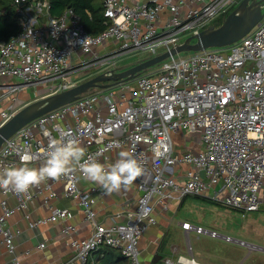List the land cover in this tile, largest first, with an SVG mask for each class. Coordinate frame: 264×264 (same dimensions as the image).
Wrapping results in <instances>:
<instances>
[{"label":"built area","instance_id":"2783aa9c","mask_svg":"<svg viewBox=\"0 0 264 264\" xmlns=\"http://www.w3.org/2000/svg\"><path fill=\"white\" fill-rule=\"evenodd\" d=\"M20 15L19 32L0 43V127L20 108L22 92L32 87L36 99L116 70L127 56L149 58L168 51L209 26L223 21L241 0H103L106 29L90 34L81 16L67 8L51 14L50 0H12ZM264 10V5H263ZM222 23V22H221ZM171 56L157 68L109 89H96L21 128L0 148V171L19 166L30 152V167L41 165L53 140L76 139L86 155L107 164L109 153L131 151L144 173L133 184L139 196L125 221L99 224L95 205L104 190L92 182L89 190L79 171L59 182L51 180L16 194L0 189V236L15 264V234L9 218L27 211L43 196L57 197L55 185L80 206L91 227L87 237L67 223L62 233L73 250L71 264H96L91 255L102 248L120 251L128 264L142 259L140 241L187 196L205 197L230 209L255 212L264 203V16L231 45ZM86 79V80H88ZM82 83V82H81ZM191 145L177 147L175 135ZM38 166V167H39ZM16 199L10 207L7 197ZM50 214L29 221V227L70 220L68 208L49 204ZM28 218V216H27ZM189 237L208 235L247 247L249 254L264 247L189 221L180 223ZM45 244L39 245L44 248ZM172 246L160 264H206L192 253ZM28 253V252H26Z\"/></svg>","mask_w":264,"mask_h":264},{"label":"crops","instance_id":"0c3cea01","mask_svg":"<svg viewBox=\"0 0 264 264\" xmlns=\"http://www.w3.org/2000/svg\"><path fill=\"white\" fill-rule=\"evenodd\" d=\"M26 93L27 91L19 95V98L22 99L25 104L35 99L33 92L31 94ZM0 105L6 107L8 102H1ZM121 151L126 150L122 149ZM119 152L109 153L107 164L114 163L118 158ZM38 166L37 164L34 167ZM91 184L92 182L84 180L80 183V186L84 190H89ZM55 191L57 192V197L52 198L49 203L45 201L43 196H39L31 203L27 211H18L8 220V226L15 234V252L20 259V264H71L70 261L73 257V250L69 245L68 239L62 233L64 226L67 223L74 224L77 228L76 235L79 237H87L91 233L92 229L84 220V215L80 206L74 199L64 196L62 184H56ZM138 196L139 193L134 184H132L129 189L121 190L119 193H112L111 195H105L104 193L103 196L99 197V201L95 205L98 223L108 225L114 222L125 221V213L135 208ZM4 198L6 197L0 191V203ZM7 204L10 207H14L17 201L15 198L9 196L7 197ZM49 204L70 209L74 214L73 218L70 220H58L53 223L30 228L29 221L49 216ZM178 208L179 205L177 204V209ZM171 219L169 212L158 215V224L149 228L144 234L140 241L143 260L152 263L154 258L159 255V245L166 236L165 228L167 227L165 225L171 223ZM42 243L45 244V247L39 248V245ZM90 258L97 262L101 259V256L98 253H93ZM221 262L220 264H231L230 261L226 260ZM254 262H256V260ZM0 264H15L12 260V256L7 252L1 236Z\"/></svg>","mask_w":264,"mask_h":264},{"label":"rangeland","instance_id":"374dc122","mask_svg":"<svg viewBox=\"0 0 264 264\" xmlns=\"http://www.w3.org/2000/svg\"><path fill=\"white\" fill-rule=\"evenodd\" d=\"M190 54V52H186L181 55L187 56ZM148 58L144 53H136L125 57L120 62V66H129ZM156 68H151L147 72ZM86 79H88V76L83 81H86ZM33 90L30 87L27 93L31 94ZM35 100L37 99L35 98L33 101ZM187 138L184 134L179 133L175 135L177 147H189L191 141ZM168 212L172 218V222L165 225L167 228H165L166 236L163 254H170V251L172 252V246H179L180 253L185 255L187 254V246L189 243L195 258L207 264H220L223 260L230 261L231 264H264V253L262 251H254L248 256L249 251L247 247L227 243L208 235L198 236L195 233H191L187 237L180 226L181 222L189 221L205 228L216 230L222 234L264 247V203L258 211L246 212L243 215L240 211L230 209L215 202H210L205 197L187 196L182 206H179L177 209V204H174ZM255 260L256 262H254Z\"/></svg>","mask_w":264,"mask_h":264},{"label":"water","instance_id":"95a60500","mask_svg":"<svg viewBox=\"0 0 264 264\" xmlns=\"http://www.w3.org/2000/svg\"><path fill=\"white\" fill-rule=\"evenodd\" d=\"M263 5L264 0H241L221 24L215 23L209 26L198 35L186 39L183 43L168 51L129 66H119L116 70L96 75L70 89L27 103L0 127V148L5 140L32 121L73 103L96 89H109L122 82L131 81L171 56L186 52L203 51L213 47H224L237 42L263 18ZM160 259L161 255H157L152 263L157 264Z\"/></svg>","mask_w":264,"mask_h":264},{"label":"clouds","instance_id":"9594fccd","mask_svg":"<svg viewBox=\"0 0 264 264\" xmlns=\"http://www.w3.org/2000/svg\"><path fill=\"white\" fill-rule=\"evenodd\" d=\"M34 156L24 152L20 165L0 171V189L26 194L46 181L59 182L79 171L82 178L104 190L105 195L129 189L144 173L143 166L131 151H120L114 163L104 164L86 155V149L74 138L53 140L47 158L39 167H30Z\"/></svg>","mask_w":264,"mask_h":264},{"label":"trees","instance_id":"16d2710c","mask_svg":"<svg viewBox=\"0 0 264 264\" xmlns=\"http://www.w3.org/2000/svg\"><path fill=\"white\" fill-rule=\"evenodd\" d=\"M50 3L51 14L54 16H60L67 8H72L81 16L85 29L92 35H98L106 29L103 0H50ZM19 19L20 15L13 1L0 0V43L10 40L19 32ZM185 198L179 206L184 204ZM164 247L165 238L158 248V254L162 257L169 254H163ZM95 253L101 256L96 264H128L118 250L105 247ZM157 264H160V260Z\"/></svg>","mask_w":264,"mask_h":264}]
</instances>
